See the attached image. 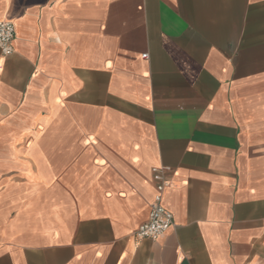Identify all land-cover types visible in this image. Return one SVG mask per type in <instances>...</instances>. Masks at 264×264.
<instances>
[{"label": "crops", "instance_id": "crops-1", "mask_svg": "<svg viewBox=\"0 0 264 264\" xmlns=\"http://www.w3.org/2000/svg\"><path fill=\"white\" fill-rule=\"evenodd\" d=\"M2 19L0 264H264V0H0ZM154 168L173 223L138 238Z\"/></svg>", "mask_w": 264, "mask_h": 264}, {"label": "built area", "instance_id": "built-area-1", "mask_svg": "<svg viewBox=\"0 0 264 264\" xmlns=\"http://www.w3.org/2000/svg\"><path fill=\"white\" fill-rule=\"evenodd\" d=\"M14 36L13 23L6 19L0 20V51L4 56L13 52ZM143 57H146V54ZM162 171V168H154L152 171L155 193L147 221L142 223L135 231L138 238L156 239L173 223L172 213L162 203V194L168 185V180L164 177Z\"/></svg>", "mask_w": 264, "mask_h": 264}]
</instances>
